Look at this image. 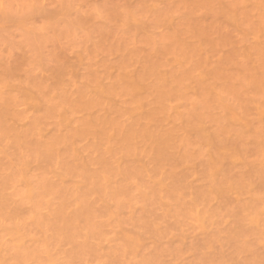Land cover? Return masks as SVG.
Segmentation results:
<instances>
[{"label":"rangeland","instance_id":"obj_1","mask_svg":"<svg viewBox=\"0 0 264 264\" xmlns=\"http://www.w3.org/2000/svg\"><path fill=\"white\" fill-rule=\"evenodd\" d=\"M0 264H264V0H0Z\"/></svg>","mask_w":264,"mask_h":264}]
</instances>
